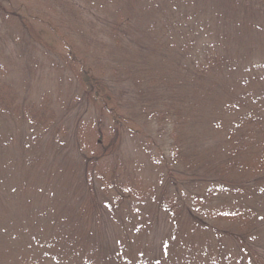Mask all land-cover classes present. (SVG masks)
Here are the masks:
<instances>
[{"label":"rangeland","instance_id":"rangeland-1","mask_svg":"<svg viewBox=\"0 0 264 264\" xmlns=\"http://www.w3.org/2000/svg\"><path fill=\"white\" fill-rule=\"evenodd\" d=\"M0 264H264V0H0Z\"/></svg>","mask_w":264,"mask_h":264},{"label":"trees","instance_id":"trees-1","mask_svg":"<svg viewBox=\"0 0 264 264\" xmlns=\"http://www.w3.org/2000/svg\"><path fill=\"white\" fill-rule=\"evenodd\" d=\"M86 72H87V73H86ZM86 72H85V75H87V76H88V71H86ZM86 80H89V79L87 78ZM97 92H98V91H97ZM98 93H99V92H98Z\"/></svg>","mask_w":264,"mask_h":264}]
</instances>
